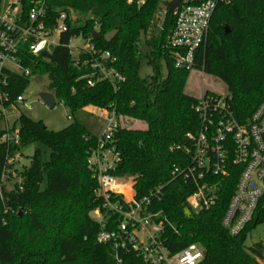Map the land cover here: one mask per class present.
Masks as SVG:
<instances>
[{"label": "trees", "instance_id": "obj_1", "mask_svg": "<svg viewBox=\"0 0 264 264\" xmlns=\"http://www.w3.org/2000/svg\"><path fill=\"white\" fill-rule=\"evenodd\" d=\"M20 1L28 7L29 0ZM48 2L52 10L66 12L67 29L52 54L30 66L32 76H45L47 92L71 115L91 106L144 124V129L120 128L115 133L120 161L113 174L133 178L138 198L163 187L150 210L167 220V249L176 253L197 244L203 249L200 264H264L261 244L245 246L248 234L264 224V217H257L237 237L229 236L220 224L236 177L224 185L218 205L200 214L190 212L185 203L192 185L179 178L170 181L173 166L188 163L185 134L195 132L199 122L192 110L196 99L185 93L189 73L172 67L166 49L175 17L165 11L161 24L153 25L160 4L164 10L167 3ZM93 32L99 34L97 41L92 40ZM79 35L115 59L113 66L124 79L115 91L106 82L86 87L87 72L73 66L66 48ZM142 39L144 52L137 45ZM142 58L152 70L150 77L139 76ZM194 70L225 86L224 100L235 119L245 122L264 99V0H231L215 9L206 41L195 53ZM28 85L29 79L13 78L8 92L15 97ZM13 131L16 143L1 142L7 132H0V264H113L109 248L96 243L99 228L90 218L99 201L86 160L96 136L77 122L52 132L25 115L14 120L8 132ZM36 143L49 150L48 161L40 162L35 150L20 173L19 185L6 191L2 178L9 161L21 148Z\"/></svg>", "mask_w": 264, "mask_h": 264}, {"label": "built area", "instance_id": "obj_2", "mask_svg": "<svg viewBox=\"0 0 264 264\" xmlns=\"http://www.w3.org/2000/svg\"><path fill=\"white\" fill-rule=\"evenodd\" d=\"M48 1L29 0L24 8L20 0L8 4L0 0V118L23 115L21 110L31 111L35 103H42L39 96L29 100L23 93L11 97L8 91L11 79L32 77L30 66H35L41 56L51 55L66 32L68 15L49 8ZM229 1L181 0L166 45L174 69L195 71V53L206 41L212 15L219 5ZM162 11L164 15L167 7ZM137 45L142 51L141 42ZM66 48L73 66L87 72L83 77L86 87L106 82L115 91L123 82L113 66L115 59L96 49L89 39L72 37ZM192 110L199 126L195 132L185 134L183 151L188 163L173 166L170 181L179 178L192 185L185 203L190 212L200 214L218 205L224 185L236 177L220 224L229 236L237 237L257 217H264V99L243 123L235 119L220 96H203ZM94 114L104 122L86 160L99 201L90 213L99 228L96 243L109 248L113 264H200L203 249L199 245L189 244L176 253L165 245L167 220L150 210L152 203L161 198L163 187L157 186L138 198L133 178L113 174L120 161L114 135L120 128L130 129L127 126L131 121L104 109L95 108ZM8 131L1 142L16 143V132ZM259 244L264 247V238Z\"/></svg>", "mask_w": 264, "mask_h": 264}, {"label": "rangeland", "instance_id": "obj_3", "mask_svg": "<svg viewBox=\"0 0 264 264\" xmlns=\"http://www.w3.org/2000/svg\"><path fill=\"white\" fill-rule=\"evenodd\" d=\"M15 0H1V3L8 4ZM144 0H138V4H141ZM166 1V0H163ZM163 5L160 4L157 12L154 15L153 25L155 27L161 24L163 16ZM75 19V16L72 15V20ZM143 39L141 40L142 43ZM144 52V50H142ZM152 75L151 68L146 64L144 58L141 59L139 76L141 78L150 77ZM48 80L45 76H32L29 79V85L23 92V96L27 99H37L39 94L47 92ZM48 93V92H47ZM185 93L189 96L195 98L196 100L203 96H220L224 97L226 95V89L221 82L217 79L206 76L201 72L193 71L188 74V78L185 86ZM22 114L25 115L32 121L43 123L44 127L52 132H57L63 130L68 125L73 122H77L84 126L89 132L94 134H99L104 128V122L96 115H91L86 112H76L73 115L70 114L69 109L63 103L56 101V104L53 109H48L42 103L37 102L33 105L31 111H22ZM18 117V114L9 115L6 119L0 118V132L12 130L13 122ZM69 117V118H68ZM131 121L127 127L130 129H144L145 126L139 121ZM16 129V127H15ZM38 150L39 160L42 163H45L49 159V150L41 144L28 145L19 150L15 154L14 158L9 162L10 169L2 178V187L6 191H12L15 185L20 181V173L23 167H27L29 164V159L34 154V151ZM44 185H41L43 189ZM264 238V224L257 226L252 230L245 241V246L249 247L256 243H259Z\"/></svg>", "mask_w": 264, "mask_h": 264}, {"label": "water", "instance_id": "obj_4", "mask_svg": "<svg viewBox=\"0 0 264 264\" xmlns=\"http://www.w3.org/2000/svg\"><path fill=\"white\" fill-rule=\"evenodd\" d=\"M181 0H171L169 3H167V13L170 15H174L180 5ZM225 33H229V30L227 27L224 28ZM99 39V34L97 32L92 33V40L97 41ZM39 99L42 101V103L48 108L53 109L55 106V100L52 94L50 93H41L39 94Z\"/></svg>", "mask_w": 264, "mask_h": 264}, {"label": "crops", "instance_id": "obj_5", "mask_svg": "<svg viewBox=\"0 0 264 264\" xmlns=\"http://www.w3.org/2000/svg\"><path fill=\"white\" fill-rule=\"evenodd\" d=\"M80 112H86V113L92 114L95 112V108L88 106V107L83 108ZM92 134H94V133H92ZM94 135H98V134H94Z\"/></svg>", "mask_w": 264, "mask_h": 264}]
</instances>
